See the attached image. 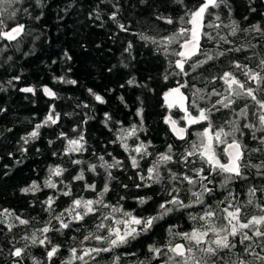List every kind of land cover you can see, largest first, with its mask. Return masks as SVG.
I'll return each mask as SVG.
<instances>
[{
  "label": "snow or ice",
  "instance_id": "snow-or-ice-1",
  "mask_svg": "<svg viewBox=\"0 0 264 264\" xmlns=\"http://www.w3.org/2000/svg\"><path fill=\"white\" fill-rule=\"evenodd\" d=\"M176 2L182 6L178 18L163 14L155 16L156 20L167 25H175L168 35L159 38L142 33L132 35H139L146 45H155L156 53L164 56L167 62L163 76L165 82L169 76L176 78L174 86L162 94L163 107L167 109L163 122L174 140L181 144L167 142L164 150L155 151L150 140L141 139L140 133L145 131L142 107L135 113L139 117L138 123L124 126L108 112L104 113L103 121L114 136L109 143L118 144L123 149L130 167L135 170L139 182L134 187L151 189L160 186L165 193L156 202L154 213L144 215L136 209H126L121 203L127 199L125 195H120L114 204L107 199L112 191L111 182L117 179L112 170L125 171L128 165L110 152L106 155L112 157L111 162L105 159V155L95 152L90 155L96 156L98 164L82 159L89 151L85 135L80 130V124H87L88 120L82 119L72 129L77 132L76 137L63 131L57 134L64 146L60 153L54 151L53 156L69 157L67 163L78 166L72 181L82 182L81 189L94 195L87 198L74 192L70 183L60 179L68 171L60 165L49 167V176L43 183L33 181L22 188L25 195L35 196L44 189L53 190L54 194L32 205L42 206V210L48 213L46 220L24 217L12 209H0V232L31 229L18 240L13 236L9 241L12 264H25L26 260L31 264H101L106 255L110 264H121L124 257H133L131 264H264V25L257 22L242 27L232 18L230 0H195L192 4L185 3V0ZM18 4L23 5L24 0H0V41L17 46L25 36L32 35L31 30L26 31V24L17 21L18 14L23 12L37 21L43 15L41 12L33 16L28 6L16 7ZM35 4L43 7L44 0H35ZM120 9L118 2L113 3L105 20L97 4L94 17L90 15V19L100 21L101 26L111 21L120 32L129 33L130 25L119 18ZM222 9L227 10L226 15ZM249 10L257 12L251 3ZM260 15L264 16V12ZM244 19L248 20V17ZM132 48L133 43L129 41L124 52L131 55ZM64 56L72 59L67 52ZM131 58L135 59L134 56ZM108 71L111 72L112 68ZM19 81L17 75L7 83L14 87V82ZM54 83L75 86L77 81L60 76L54 77ZM126 83L146 86L138 84L135 78ZM39 90L52 101L59 99L57 92L47 85ZM18 91L35 96L38 89L26 86ZM87 91L97 104L108 102L93 89ZM120 100L124 102L123 96ZM83 107L89 108V105L83 104ZM5 111L0 108V113ZM84 115L88 116L87 113ZM61 120V113L53 103L49 105L44 120L20 139L24 144L35 141L41 128L59 125ZM48 143L51 146L55 141L49 140ZM21 150L28 151L27 148ZM254 156L258 162H254ZM142 162H145L143 166ZM86 171L102 176V186L98 188L95 181H90ZM239 181L250 182L243 199L230 187ZM122 187L127 190L129 185L123 184ZM218 187L222 190L219 194ZM61 196L69 197L70 203L57 212L55 206ZM135 200L137 206L143 208L153 201V196H137ZM175 212L186 213L190 218L187 230L169 224L164 239L149 243L142 258L135 251H120L152 234L161 221ZM34 223L42 226L34 228ZM89 225L91 229L80 241L82 247L69 248L67 257L61 254L62 246L54 244L49 236V233L74 232ZM71 238L76 239L75 236ZM89 240L103 246L84 247ZM20 241L24 243L17 246ZM30 248L43 251L36 256L29 252ZM0 251H3L2 247Z\"/></svg>",
  "mask_w": 264,
  "mask_h": 264
},
{
  "label": "trees",
  "instance_id": "trees-1",
  "mask_svg": "<svg viewBox=\"0 0 264 264\" xmlns=\"http://www.w3.org/2000/svg\"><path fill=\"white\" fill-rule=\"evenodd\" d=\"M117 2L121 5L119 18L121 22L130 25L129 33L120 32L111 21L101 26L100 21L90 19V15L94 17V9L99 4L102 9L101 14L106 20V14L112 10V4ZM194 2L195 0H185L187 4ZM250 3L257 8L256 13L249 10ZM230 4L232 18L242 27L257 22L264 25V16L260 15L264 12V0H254V2L253 0H230ZM23 6H28L33 16L41 12L43 15L37 21L23 12L19 13L17 21L26 24V31L31 30L32 35L25 36L18 46L9 44L7 41H0V86H2L0 108L6 109L5 112L0 113V209H12L22 213L24 217L46 220L48 213L42 210V206L36 204L33 207L32 205L37 200L42 201L48 195H53V190L44 189L33 196L23 194L21 189L29 186L33 181L43 183L49 176L50 166L60 165L68 169L64 177L60 179L70 183L74 192L87 198L94 195L81 189L82 182L72 181L78 166L67 163L69 157L53 156L54 151L60 153L64 146V142L57 139V134L63 131L71 137H76L77 132L72 131L73 127L82 119H87V124H80V130L85 135L89 151L81 158L98 164L96 156L90 155L91 152H95L97 155H105V159L111 162L112 157L106 155L110 152L112 156L128 165L125 171L112 170L117 179L111 182L112 191L107 199L114 204L120 195H125L127 199L121 203L126 209H136V212H142L144 215L153 214L156 202L160 201L165 193L160 186H154L151 189L134 187V184L139 182L135 177V170L130 167L127 154L123 149L118 144L109 143L114 136L105 127L104 113H110L114 120L122 121L124 126H128L139 122V117L135 113L142 107L145 131L140 133L141 139L150 140L155 145V151L164 150L167 142L181 144L174 140L168 126L163 122L167 109L163 107L162 94L168 87L174 86L176 78L169 76V80L164 81L163 76L167 67L164 56L156 53L155 45L150 43L146 45L139 35H132V33H142L156 38L168 35L175 25H167L163 21L156 20L155 16L163 14L174 19L178 18L182 14V6L176 0H103V3L100 0H44L43 7L37 6L35 0H24L23 5H16V7ZM221 11L226 15V9ZM245 16L248 20L244 19ZM9 23L13 22L9 21ZM129 41L133 43L131 55L124 52ZM65 52L72 57L71 60L64 56ZM8 56L12 59H7ZM133 56L135 59L131 58ZM240 58L242 59V54ZM109 68H112L111 72L108 71ZM17 75L20 76V81L14 82V87L10 86L7 83L8 80ZM60 76L75 79L77 84L73 86L67 83H54V77ZM131 78H135L138 84L146 86L128 85L126 81ZM43 85L53 88L59 99L52 101L47 98L39 90ZM26 86H35L38 89L37 94L33 96L30 93L18 91L19 88ZM89 88L104 96L108 102L104 105L97 104L89 95L87 91ZM121 96L124 102H121ZM53 103L57 111L61 113L60 124L41 128L38 139L24 144L20 138L33 130L35 124L44 120L49 111V105ZM77 104L81 107L77 108ZM83 104H88L89 108H84ZM65 113L71 115L66 116ZM85 113L88 116H85ZM174 115L179 114L174 113ZM9 128L12 129L11 132L8 131ZM247 139L246 136L245 140ZM49 140L55 143L50 146ZM129 143L131 144L132 141ZM21 148H27L28 151L25 153ZM254 162H258L255 156ZM144 163L142 162V166ZM85 175L90 181H95L98 188L102 186L104 182L102 176H94L87 171ZM52 179L57 178L52 177ZM249 183L239 181L230 187L243 199ZM123 184L129 185V188L124 189ZM220 191L222 190L218 187L217 194ZM144 195L153 196V201L139 208L135 197ZM69 203V197L61 196L56 202V211L59 212L68 207ZM249 211L251 214V210ZM190 223L186 213L175 212L161 221L152 234L141 237L140 240L133 242V245L120 251H135L142 258L149 243L164 239L165 229L169 224H177L187 230ZM41 226L39 223L33 224L34 228ZM90 229L91 225L74 232L66 230L64 234L49 233V236L54 244L62 246L61 254L67 257L69 248L82 247L80 241ZM25 231H31V229L16 228L11 233L6 230L0 232V247L3 248V251H0V264H12V258L9 256L11 247L9 241L13 236L18 240ZM73 236L76 239H72ZM23 243L20 241L17 246ZM83 246L103 245H96L93 240H89ZM42 251L39 248L29 249V252L36 256H40ZM133 259V257H124L121 264H131ZM25 264H31L30 260H26ZM101 264H110L107 255Z\"/></svg>",
  "mask_w": 264,
  "mask_h": 264
}]
</instances>
